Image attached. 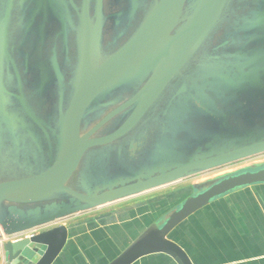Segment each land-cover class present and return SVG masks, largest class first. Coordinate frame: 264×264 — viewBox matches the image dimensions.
<instances>
[{
    "label": "water",
    "instance_id": "obj_1",
    "mask_svg": "<svg viewBox=\"0 0 264 264\" xmlns=\"http://www.w3.org/2000/svg\"><path fill=\"white\" fill-rule=\"evenodd\" d=\"M133 1L135 7L137 0ZM163 1L156 0L154 2L137 31L117 52L99 64L93 70V74L85 80H82L85 62L83 63L77 87L61 124L58 149L53 161L42 165L36 172H31L32 174L29 172L30 174H22L23 176L16 179L0 181V229L2 230L0 236L2 233L11 234L34 227L39 229V232L29 237L4 242L6 264H52L67 242L68 227L61 222L73 213L90 210L134 194L144 193L180 181L196 171L220 167L239 159L264 153V127L257 131L249 130L242 136L226 141H221L218 136H214L211 140L197 145L190 154H187L186 160H171L177 157V154L163 147L165 161L161 163L160 167H157L160 163H155V167L145 172L135 174L137 171L134 170L125 177L113 178L109 182L103 181L104 185H96L93 190L86 191L85 180L96 176L99 173V168H92L91 166L95 164L90 165L84 155L94 154L95 151L92 149L119 139L130 128L134 127V132L139 133L137 132L139 127L137 123L142 120L144 112L157 97H160L161 103H163L164 98L168 100V109L167 107L165 109L167 116L172 102L177 97L169 98L172 87L167 88V86L171 77L182 67L189 50L203 40L225 2V0H194L190 3L188 0H181L180 7L168 32V36H173L176 39L171 50L175 52L183 49L177 69L161 82L156 91L143 104H141L142 99L156 71V64L138 67L134 72L131 71L123 76L126 77L138 71H146L148 68L154 70L148 81L131 99L132 101L129 100L130 103L135 102L134 110L123 123L108 134L94 136L103 124L124 109L129 102L120 105L105 115L87 132L82 133L81 121L89 104L101 91L123 78L116 79L146 38L147 34L143 28L149 17ZM99 4L97 21L100 19V0ZM88 5L89 0H83L87 42L90 39L87 24ZM184 6H187V11L182 10ZM182 13L188 15V18L180 23L175 31H172ZM212 75L230 85L236 84V80L227 78L224 74L212 72ZM249 75L254 81L253 83L249 81L251 84L260 85V80L252 74L244 73L240 78H246ZM176 85L179 86V82ZM187 85L189 86L187 81L183 82L182 89L184 90ZM197 103L201 105L199 99H197ZM153 116L155 115H151V117ZM158 138L159 132L151 144H154ZM255 168L254 171L241 168L243 170L237 174L235 172L240 169L190 184L188 187L189 194L185 199L172 211L164 214L146 228L106 264H132L140 257L152 253L167 254L177 264H193L180 244L169 237L170 232L188 216L213 199L237 188L263 184L264 163ZM82 173L84 174L81 175Z\"/></svg>",
    "mask_w": 264,
    "mask_h": 264
},
{
    "label": "flooded vegetation",
    "instance_id": "obj_2",
    "mask_svg": "<svg viewBox=\"0 0 264 264\" xmlns=\"http://www.w3.org/2000/svg\"><path fill=\"white\" fill-rule=\"evenodd\" d=\"M155 1H148L146 8ZM100 2V19L97 21L99 0H89L87 24L90 39L87 42L83 0H0V152H5L8 157V147L14 148L17 162L22 169L20 173H29L28 169L38 162L48 164L53 161L61 124L75 92L72 91V82L79 80L86 55L88 61L93 63L97 60L99 64L110 56L105 60L101 59L100 50L98 53V48L93 43L92 32L101 26L102 44L103 38H109L117 31L119 24L117 18L108 22V17L104 16L107 13H103V10L105 12L107 8L114 6L108 13L112 17L124 12L116 11L119 8V0ZM136 8L137 3L134 7L132 0L128 25L125 27L128 30L125 34L132 32L136 13L141 16L144 9ZM223 45H226V42L216 47ZM121 46L114 47L112 54ZM85 49L88 52H85ZM189 62L185 60L182 67L171 77L167 88L176 87L171 88L169 98L186 94L198 105V98L190 92L189 86L182 89V83L186 82L183 80L190 71L187 70ZM150 69H147L149 74L140 88L152 75L154 70ZM129 76L121 78L120 81ZM246 79L254 82L250 75L246 76ZM178 82L179 86L176 85ZM159 85H155L153 92L149 91L148 95H144L142 103L151 97ZM107 88L101 91L86 109L81 121L82 133L87 132L120 105L132 101L140 90L139 88L136 92L129 93ZM121 97L124 98L120 99ZM157 98L137 123L139 133L134 132V127L130 128L119 139L92 149L94 154L84 155L90 165L95 164L92 168H99L96 176L85 180L86 191L93 190L96 185H104L103 181L125 177L134 170L137 174L155 167V163H160L157 167L162 165L165 161L162 133L165 130V109H168V100L164 98L161 103L160 97ZM134 105L135 102H129L124 109L103 124L94 136H102L115 130L131 114ZM151 115L157 117L153 118ZM157 132L159 138L151 144Z\"/></svg>",
    "mask_w": 264,
    "mask_h": 264
},
{
    "label": "trees",
    "instance_id": "obj_3",
    "mask_svg": "<svg viewBox=\"0 0 264 264\" xmlns=\"http://www.w3.org/2000/svg\"><path fill=\"white\" fill-rule=\"evenodd\" d=\"M131 1L119 0L116 11L124 14L117 17L108 15L114 6H110L105 12L103 10V13H107L104 16L108 17V22L117 18L119 24L117 31L109 38H103L102 44L101 26L92 32L93 43L98 48V53L100 50L101 59L105 60L112 54L114 47L123 45L137 31L154 5L152 2L146 8V3L153 0H137L136 10L144 9L141 16L136 13L132 32L125 34L128 30L125 27L128 25ZM188 1L192 3L194 0ZM224 41L226 45L216 47ZM79 45L82 47L81 43ZM186 60L190 61V66H194H188L187 70L190 71L185 80L201 105H196L186 94L172 102L162 133V147L177 154L171 160L186 157L197 145L211 140L214 136L226 141L242 136L249 130L257 131L264 127V0H225L211 28L203 40L189 50ZM148 72L144 70L133 73L107 90L136 92ZM212 72L224 74L227 78L236 80V84L230 85L212 75ZM244 73L254 75L260 80V85L240 78ZM77 84L78 81L72 82L73 92ZM122 98L124 97L120 99ZM155 117L157 115L153 118ZM58 144L59 139L56 140L54 156ZM8 148V157L5 152H0V171L10 175L25 174L20 173L22 169L17 162L14 148ZM43 164H34L28 172H36Z\"/></svg>",
    "mask_w": 264,
    "mask_h": 264
},
{
    "label": "crops",
    "instance_id": "obj_4",
    "mask_svg": "<svg viewBox=\"0 0 264 264\" xmlns=\"http://www.w3.org/2000/svg\"><path fill=\"white\" fill-rule=\"evenodd\" d=\"M174 183L73 213L61 222L68 227L67 242L52 264H106L188 196L189 185L169 186ZM25 231L3 235L7 238ZM169 237L193 264H264V183L213 199L175 227ZM132 264L177 263L167 254L152 253Z\"/></svg>",
    "mask_w": 264,
    "mask_h": 264
},
{
    "label": "bare ground",
    "instance_id": "obj_5",
    "mask_svg": "<svg viewBox=\"0 0 264 264\" xmlns=\"http://www.w3.org/2000/svg\"><path fill=\"white\" fill-rule=\"evenodd\" d=\"M180 2L181 0H164L158 5L143 28L147 34L146 38L122 68L116 79L125 76L138 67L156 64L157 68L151 78V85L145 93V95H148L149 91H154L155 85L161 84L165 78L177 69L183 49L175 52L171 50L176 39L173 36H168V32L180 7ZM92 74L93 71L84 68L82 80L89 78Z\"/></svg>",
    "mask_w": 264,
    "mask_h": 264
},
{
    "label": "rangeland",
    "instance_id": "obj_6",
    "mask_svg": "<svg viewBox=\"0 0 264 264\" xmlns=\"http://www.w3.org/2000/svg\"><path fill=\"white\" fill-rule=\"evenodd\" d=\"M183 9H184V11L188 10L187 6H184L182 8V10ZM187 16L188 15L182 13V15H180V17L178 18V20L176 22V25L174 26L172 31H175L176 27L180 23L184 22L188 18ZM98 64H99V62L97 60H95L93 63L88 61L87 60V55H86V60H85L84 66H83V70H84V68H88L89 70L93 71L98 66ZM186 159H187V157H180V159H178V160H186ZM263 163H264V153H261V154H257V155H253V156H250V157H246V158H243V159L236 160L234 162L228 163L226 165H222L220 167L218 166V167H213V168H210V169H207V170L196 171V172L190 174L189 176L183 178L181 181H178V182L174 183L173 185H169V186H172V187L178 186V185H187L188 186L192 182L205 180L207 178L211 179V178L217 177L219 175H222V174H225V173H229V172H232V171H234L236 169H239V168H242V167H245V166H250V165H252V166L251 167H246V168H243V169L254 171L256 169L255 168L256 166H258L260 164H263ZM242 170L240 169L239 171L235 172V174H237L238 172H240ZM83 174L84 173H82L81 175H83ZM21 176H23V175L22 174H18V175H13L12 174V175H10V174H8L6 172L0 171V181L16 179L17 177H21ZM161 191H163V190H161ZM158 193H159V191H156L154 194H158ZM154 194L151 193V194H148V196H152ZM131 202H132V200H131ZM124 203H126V201H124ZM103 208H106V207H103Z\"/></svg>",
    "mask_w": 264,
    "mask_h": 264
},
{
    "label": "built area",
    "instance_id": "obj_7",
    "mask_svg": "<svg viewBox=\"0 0 264 264\" xmlns=\"http://www.w3.org/2000/svg\"><path fill=\"white\" fill-rule=\"evenodd\" d=\"M38 230H39L38 228L29 229V230L22 232V233H19L17 235L13 234L12 236L7 237V238L4 237V235L2 233L0 236V264H6V254L4 251V242L5 241H7V240L14 241V240H18V239L23 238V237H29L32 234L36 233V231H38Z\"/></svg>",
    "mask_w": 264,
    "mask_h": 264
}]
</instances>
